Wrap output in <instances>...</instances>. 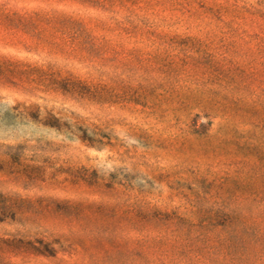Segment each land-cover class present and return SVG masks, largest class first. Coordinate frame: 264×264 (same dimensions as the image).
<instances>
[{
  "label": "rangeland",
  "instance_id": "374dc122",
  "mask_svg": "<svg viewBox=\"0 0 264 264\" xmlns=\"http://www.w3.org/2000/svg\"><path fill=\"white\" fill-rule=\"evenodd\" d=\"M235 215L264 232V0H0V264H183L177 218ZM241 237L219 263L264 264Z\"/></svg>",
  "mask_w": 264,
  "mask_h": 264
},
{
  "label": "trees",
  "instance_id": "16d2710c",
  "mask_svg": "<svg viewBox=\"0 0 264 264\" xmlns=\"http://www.w3.org/2000/svg\"><path fill=\"white\" fill-rule=\"evenodd\" d=\"M143 215L145 218H153L159 222H162L166 217L164 214L157 211L153 213L146 211ZM217 219L218 217H213L209 219V221L201 222L200 224H195L184 218L176 219L174 234L181 237L183 236L186 241H190L192 238L196 237L197 242L194 246L186 245L178 252V256L181 258L183 264H204V262L193 263L190 261L192 256L203 259L205 257L204 255L209 256L210 263L226 264L219 263L218 255H220V253H229L233 250L236 244L243 241L241 236L252 235L254 242H264V232H260L258 229L253 228L252 225H249L238 215L227 217L223 224L217 223L219 221ZM166 220L168 221L169 219ZM218 226H223V228L221 230L222 234L216 236L217 245L208 247V232L215 231ZM162 264H164V262Z\"/></svg>",
  "mask_w": 264,
  "mask_h": 264
}]
</instances>
